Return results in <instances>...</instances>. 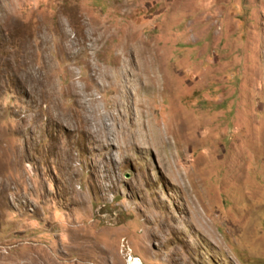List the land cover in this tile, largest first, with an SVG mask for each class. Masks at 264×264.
Returning <instances> with one entry per match:
<instances>
[{
  "label": "rangeland",
  "instance_id": "obj_1",
  "mask_svg": "<svg viewBox=\"0 0 264 264\" xmlns=\"http://www.w3.org/2000/svg\"><path fill=\"white\" fill-rule=\"evenodd\" d=\"M0 264H264V0H0Z\"/></svg>",
  "mask_w": 264,
  "mask_h": 264
}]
</instances>
